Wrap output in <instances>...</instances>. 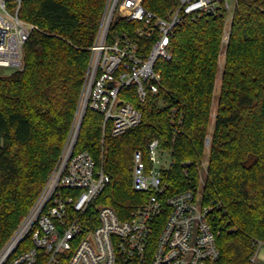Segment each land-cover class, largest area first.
<instances>
[{"label": "trees", "instance_id": "16d2710c", "mask_svg": "<svg viewBox=\"0 0 264 264\" xmlns=\"http://www.w3.org/2000/svg\"><path fill=\"white\" fill-rule=\"evenodd\" d=\"M15 3L9 0V7ZM106 3L21 2L20 17L38 27L26 42L23 68L10 73L0 68V250L35 203L60 157ZM178 4L179 0H145V6L161 16ZM228 16L224 10L217 16L190 17L171 37L172 58L157 61L162 76L159 91L150 92L143 104L135 87L121 91L122 97L127 95L141 106V123L119 136L108 129L103 140V115L89 109L76 151H89L110 176L96 202L127 219L149 198L132 186L134 152L143 150L148 161V145L159 139L172 160L163 170L168 194L199 188L202 175L205 201L222 202L214 221L221 255L211 264H264L252 260L258 241L264 245V0H237L225 43ZM141 25L117 16L111 36L127 32L134 38ZM151 45V40L140 39L141 56ZM44 261L45 252L40 250L36 264Z\"/></svg>", "mask_w": 264, "mask_h": 264}, {"label": "built area", "instance_id": "2783aa9c", "mask_svg": "<svg viewBox=\"0 0 264 264\" xmlns=\"http://www.w3.org/2000/svg\"><path fill=\"white\" fill-rule=\"evenodd\" d=\"M15 2L10 8L9 0H0V68L12 71L23 68L26 42L38 27L20 17L22 0ZM224 10L233 13L231 0H179L167 16L148 9L145 0H107L70 133L41 193L0 250V264H36L40 250L45 252L44 264H211L220 258L214 221L222 202L205 201L202 175L199 188L168 194L163 170L172 160L159 139L148 145L149 162L143 150L134 152L132 186L149 198L127 219L96 202L110 176L89 151L77 152L76 144L89 109L103 115V140L108 129L119 136L138 126L141 106L122 97V89L135 87L143 104L150 92L159 91L157 61L172 58L176 30L190 17L217 16ZM117 16L141 22L134 38L127 32L111 36ZM143 37L152 41L145 57L140 54ZM205 145L210 149L211 135ZM167 157L169 164L164 162ZM207 162L202 163L204 170ZM262 246L258 241L253 261L258 262Z\"/></svg>", "mask_w": 264, "mask_h": 264}, {"label": "rangeland", "instance_id": "374dc122", "mask_svg": "<svg viewBox=\"0 0 264 264\" xmlns=\"http://www.w3.org/2000/svg\"><path fill=\"white\" fill-rule=\"evenodd\" d=\"M234 5H235L234 0H231V8L232 9H234L233 8ZM231 12H232V10L230 11V16L228 17V21H227V24H226L227 27H229L230 18L232 16V13ZM227 27H226V30H227ZM225 49H226V47L224 46L222 48V53H221V56H220V67H219V72H218V76H217V80H216V94L219 93V90H220V87H221L222 74H223V64H224V60H225V51H226ZM11 71L12 70H9V69H2V72H4V73H10ZM217 101L218 100L216 98L214 100V105H213L212 120H211L210 130L213 129L214 119H215L216 110H217ZM206 155H207V153H206ZM204 159L207 160V156H205ZM164 162L166 164H169L170 163V157L165 158L164 159ZM202 173H204V172L202 171ZM258 261L260 263H264V245L260 249L259 256H258Z\"/></svg>", "mask_w": 264, "mask_h": 264}]
</instances>
